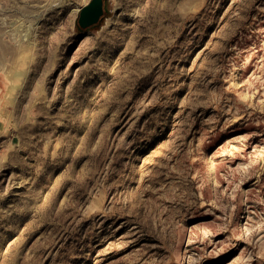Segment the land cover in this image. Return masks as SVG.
Masks as SVG:
<instances>
[{
  "label": "rangeland",
  "instance_id": "obj_1",
  "mask_svg": "<svg viewBox=\"0 0 264 264\" xmlns=\"http://www.w3.org/2000/svg\"><path fill=\"white\" fill-rule=\"evenodd\" d=\"M0 0V264H264V0Z\"/></svg>",
  "mask_w": 264,
  "mask_h": 264
},
{
  "label": "water",
  "instance_id": "obj_2",
  "mask_svg": "<svg viewBox=\"0 0 264 264\" xmlns=\"http://www.w3.org/2000/svg\"><path fill=\"white\" fill-rule=\"evenodd\" d=\"M107 12L105 0H90L77 15L76 25L80 30H89L98 26Z\"/></svg>",
  "mask_w": 264,
  "mask_h": 264
}]
</instances>
